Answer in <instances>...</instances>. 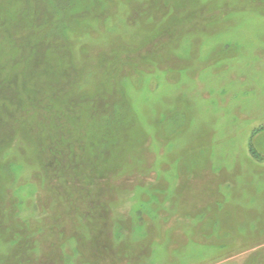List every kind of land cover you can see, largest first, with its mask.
<instances>
[{"label":"rangeland","instance_id":"rangeland-1","mask_svg":"<svg viewBox=\"0 0 264 264\" xmlns=\"http://www.w3.org/2000/svg\"><path fill=\"white\" fill-rule=\"evenodd\" d=\"M0 264H264V0H0Z\"/></svg>","mask_w":264,"mask_h":264}]
</instances>
